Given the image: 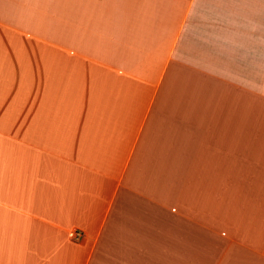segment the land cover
<instances>
[{
	"label": "crops",
	"instance_id": "obj_1",
	"mask_svg": "<svg viewBox=\"0 0 264 264\" xmlns=\"http://www.w3.org/2000/svg\"><path fill=\"white\" fill-rule=\"evenodd\" d=\"M0 264H264V0H0Z\"/></svg>",
	"mask_w": 264,
	"mask_h": 264
},
{
	"label": "built area",
	"instance_id": "obj_2",
	"mask_svg": "<svg viewBox=\"0 0 264 264\" xmlns=\"http://www.w3.org/2000/svg\"><path fill=\"white\" fill-rule=\"evenodd\" d=\"M81 236V232L79 230H74L71 232V236L73 239L78 240V238Z\"/></svg>",
	"mask_w": 264,
	"mask_h": 264
}]
</instances>
